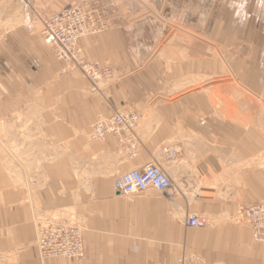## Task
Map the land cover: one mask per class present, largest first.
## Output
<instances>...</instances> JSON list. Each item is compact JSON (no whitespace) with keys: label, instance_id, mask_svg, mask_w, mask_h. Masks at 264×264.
I'll list each match as a JSON object with an SVG mask.
<instances>
[{"label":"crops","instance_id":"crops-1","mask_svg":"<svg viewBox=\"0 0 264 264\" xmlns=\"http://www.w3.org/2000/svg\"><path fill=\"white\" fill-rule=\"evenodd\" d=\"M231 1L220 2L209 44L204 40L185 50L167 46L172 74L159 72L164 69L151 54L157 48L136 43L134 36L142 31L137 23L126 24L120 10L105 32L79 41L83 58L112 70V79L97 92L42 50L26 64L36 66L31 76L18 60L6 67L0 76V116H15L24 109L17 102L38 88L34 133L42 132L52 144L54 165L67 163L69 172L68 181L60 174L48 188L30 191L24 173L21 189L0 170V259L6 264H264V242H253L236 218L238 208L264 204V3L259 9L257 0ZM21 15L0 14V34L23 35L29 20ZM241 20L250 25L242 29ZM195 51L197 92L188 91L191 72L176 61ZM124 111L139 117L131 140L109 136L89 142L94 122ZM165 148L178 150V160L166 167L171 189L127 197L112 190L117 175L161 165ZM38 155L44 158V152ZM65 210L83 225L85 257L42 259L34 221ZM192 214L207 225L186 226Z\"/></svg>","mask_w":264,"mask_h":264},{"label":"rangeland","instance_id":"rangeland-1","mask_svg":"<svg viewBox=\"0 0 264 264\" xmlns=\"http://www.w3.org/2000/svg\"><path fill=\"white\" fill-rule=\"evenodd\" d=\"M221 1L222 0H2L0 1V14L2 17L22 14L24 15V17L21 15L24 21L27 19L29 20V29L21 36L11 37L0 34V76H3L2 74L6 70V67L11 64L13 60L20 61V66L24 70L23 73L25 74L28 71L31 76V72H36V66L32 65L31 68L26 64L29 63L30 60L36 58L41 50L47 52L56 61L53 53L43 44L41 19L73 5L84 6L87 9L95 11L101 18L105 30L109 28V24L113 23V21L110 20L112 14L118 13V10L126 14L127 17L124 22L126 24L137 23L141 29L140 31H142L139 35L134 36L136 38V43L154 45L158 51L151 53L152 57L157 61L158 67L164 69H159V72L172 74L176 69H169L172 63L167 62L172 61L169 59L171 53L168 52L167 46H177L185 50V47H197L199 43L203 44L205 41V43L209 44L207 41L208 32L212 26L220 21L215 20L214 16L216 11L223 7L222 4H220ZM231 2L246 3L245 0H232ZM262 2L264 3V0H257V4L260 7L259 9L262 8ZM217 16L223 18L224 14L221 16L218 14ZM26 17L27 19L25 20ZM239 23H241L242 29H244L245 25H250L249 22L246 23L245 20H241ZM21 26L26 25L24 23V25L21 24ZM255 28H258L257 22H255ZM127 32L130 33L129 30ZM131 32L130 34L133 35V31ZM205 35H207L206 38ZM237 42L242 43L240 39ZM151 54L142 53L143 57L150 56ZM189 54L190 59L179 57L176 61H183L185 67H188L191 72L190 83L192 85H190L188 91L197 92L199 88L198 83L201 81L197 76L198 67L197 64H195L198 59L196 58L197 52L195 51ZM219 57H221V54H219ZM187 60L194 62H189ZM61 64L63 65L64 72H78L68 69L62 62ZM110 72L111 77L105 80L107 82L112 79L111 69ZM78 73L82 75L80 72ZM102 83L99 85H102ZM22 90L26 91V88ZM30 91L31 96L28 99H24L22 96L17 102L18 108L24 109L20 110L15 116L10 117L9 120L5 119V116H0V162H2L0 170L4 174V179H6L5 176L8 175L14 177L15 180H17L15 183H20L21 189L24 188V186H22L21 173H24V175L29 178L30 191H39L48 188L47 185L50 183L52 184V178H54V176L60 178L58 173L61 174L63 182H65V180L68 181V177L65 176V174L69 172V165L64 162L61 163V167L60 164L54 165L56 162L54 160L52 144L49 146L47 140L43 139L42 132L39 134L34 133V131H37L35 128H37L38 122L37 116H32V112H34V108L35 112L38 110L36 104L37 95H35L37 94L38 88H34ZM22 92L23 91L18 92V96ZM183 94H185V90L179 95ZM31 98L35 99L31 100ZM12 128L17 129L14 130V134L11 132ZM37 136H39L38 139ZM88 140L92 142L89 139V134ZM36 141L44 143V145H42L43 147L40 146V148H38ZM39 152H44L43 159H37V157H39ZM160 156L159 163L162 162L161 166L166 170V167L171 164L167 165L163 163L164 158L162 155ZM263 162L264 161H262V167H264ZM55 173L58 175H55ZM39 177L43 178V183H39ZM18 184L12 185L17 186ZM37 217L34 221L35 232L38 222L56 220L60 223L78 226L82 231L84 242L83 225L80 221H71L72 218L69 210L63 211L60 215L47 216L48 218H41L40 215H37ZM244 227L250 236L248 228L246 226ZM36 240L37 235L35 233V246ZM59 260L70 262L65 259ZM0 264H6L5 260L0 259Z\"/></svg>","mask_w":264,"mask_h":264},{"label":"built area","instance_id":"built-area-1","mask_svg":"<svg viewBox=\"0 0 264 264\" xmlns=\"http://www.w3.org/2000/svg\"><path fill=\"white\" fill-rule=\"evenodd\" d=\"M43 26V44L53 53L56 60L64 63L70 70L80 72L90 84V92L98 91V85L111 77L108 67L84 59L81 55L79 40L86 36H95L105 30L99 15L84 6L73 5L58 13L41 19ZM107 78V79H106ZM139 117L130 112H117L111 117L97 121L92 126L89 139L101 142L107 136H113L121 143L131 140L138 125ZM165 164L174 163L178 158L175 149H163ZM172 181L160 164H148L114 178L112 190L123 197L142 194L148 190L164 193L171 189ZM236 218L244 224L253 242H264V204L256 203L238 208ZM206 219L190 215L186 226L203 228ZM37 251L42 259L82 260L85 246L81 229L74 224L45 220L37 223Z\"/></svg>","mask_w":264,"mask_h":264},{"label":"bare ground","instance_id":"bare-ground-1","mask_svg":"<svg viewBox=\"0 0 264 264\" xmlns=\"http://www.w3.org/2000/svg\"><path fill=\"white\" fill-rule=\"evenodd\" d=\"M101 33H102V32H101ZM110 117H111V116H110ZM106 118H109V117L101 118V119H98L97 121L102 120V119H106ZM97 121H96V122H97ZM96 122H94V124H95ZM138 122H139V121H138ZM92 126H93V125H92ZM137 126H138V125H137ZM136 128H137V127H136ZM135 130H136V129H135ZM91 131H92V127H91V129H90V132H91ZM134 133H135V131H134ZM134 133L132 134L131 137L134 136ZM89 135H90V133H89ZM107 137H109V136H107ZM107 137H106V138H107ZM111 137H113V136H111ZM106 138H105V139H106ZM113 138H114V137H113ZM105 139H104V140H105ZM115 139H116V138H115ZM104 140H103V141H104ZM103 141H101V142H103ZM116 141H118V140L116 139ZM118 142H120V141H118ZM60 147H61V146H60ZM165 171H166V170H165ZM166 172H167V171H166ZM58 174L60 175V173H58ZM72 177H73V176H72ZM55 259H56V258H55ZM79 261H80V260H79Z\"/></svg>","mask_w":264,"mask_h":264}]
</instances>
